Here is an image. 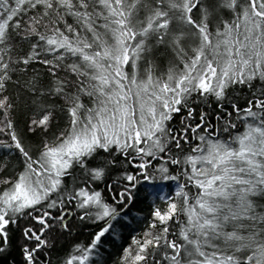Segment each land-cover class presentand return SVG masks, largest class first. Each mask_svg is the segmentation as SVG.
Instances as JSON below:
<instances>
[{
    "label": "snow or ice",
    "instance_id": "obj_1",
    "mask_svg": "<svg viewBox=\"0 0 264 264\" xmlns=\"http://www.w3.org/2000/svg\"><path fill=\"white\" fill-rule=\"evenodd\" d=\"M0 264H264V0H0Z\"/></svg>",
    "mask_w": 264,
    "mask_h": 264
}]
</instances>
